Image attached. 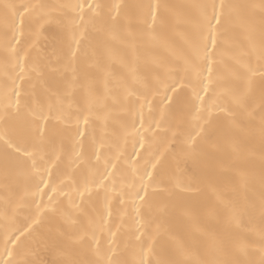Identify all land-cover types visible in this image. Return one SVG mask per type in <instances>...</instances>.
Returning a JSON list of instances; mask_svg holds the SVG:
<instances>
[{"label":"snow or ice","instance_id":"1","mask_svg":"<svg viewBox=\"0 0 264 264\" xmlns=\"http://www.w3.org/2000/svg\"><path fill=\"white\" fill-rule=\"evenodd\" d=\"M3 7L0 59L12 84H4L0 102V215L13 224L16 209L28 197L36 204L34 218L26 217L6 233L9 259L4 264H17L13 252L26 242L30 251L55 258L24 264H264V0H133L110 5L79 0ZM45 25L67 33L55 62L47 66L55 79L52 85L45 81L44 89L56 101L47 109L42 103L22 102L23 87L16 83L31 80L38 71L29 57ZM30 37L34 39L25 47ZM146 45L163 48L173 59L144 58ZM117 50L122 54L117 56ZM61 61L65 69L71 68L70 79L58 67ZM115 63L121 66L118 78ZM73 106L75 131L69 115ZM157 106L159 119L154 115ZM193 111L194 135L190 132L179 145L174 133L170 147L150 151L143 164L137 151L123 171L105 159L101 172L97 152L96 164L89 163L95 171L74 180L66 194L69 207L56 196L43 200L46 189L57 193L58 180L63 191L67 185L61 177L70 175L73 165L81 166L84 153L76 147L83 149V138L95 123L105 128L110 124L114 132L132 137L135 150L137 137L142 149L151 146ZM68 139L70 154L64 148ZM224 144L229 151L224 152ZM109 184L121 205L130 203L137 215L146 213L143 230L137 229L138 258L132 262L114 239L102 245L97 232L105 227L90 218V186L107 191ZM205 191L214 199L201 198ZM42 212L53 227L35 235L33 226L45 218ZM177 214L185 223L172 231L168 225ZM253 225L258 240L251 236Z\"/></svg>","mask_w":264,"mask_h":264},{"label":"bare ground","instance_id":"2","mask_svg":"<svg viewBox=\"0 0 264 264\" xmlns=\"http://www.w3.org/2000/svg\"><path fill=\"white\" fill-rule=\"evenodd\" d=\"M79 0H0V34L3 33V23L2 17L5 13L4 5H20L23 3H46L49 5H60V4H69V3H77ZM91 3H100L105 5H110L112 3L117 2H128L131 3L133 0H89ZM172 3H193L197 2V0H170ZM250 2L258 3L259 0H250ZM10 11V10H9ZM19 23V20H17ZM34 37H30L25 42V47L32 42ZM67 40V33L61 31L59 28L55 26L45 25L43 29H41V34L36 42V46L31 49V55L29 57V61L35 62L38 71L32 73L31 80H25L23 82L17 80V84H22L23 92H27L28 95L25 97L22 92V102L26 99L29 104L42 103L47 109L49 103L55 104V97L49 99L48 95L44 89V82L47 81L49 85L54 84V76L48 70V64L50 62H55L56 54L58 53L60 47L63 42ZM85 45H87V40H85ZM175 46L179 48L180 42L178 40L175 41ZM122 53L117 50L116 55L119 56ZM141 55L144 58L151 57H159L166 60H172L173 57L170 52L164 50L163 48L155 47L152 45H146L145 48L142 49ZM61 72H67L68 78H71V68L68 67L65 69L64 62L61 61L58 65ZM117 73V78L119 77V73L121 71V66L119 63L114 64V69ZM7 83L9 85L12 84L11 79H9L4 72L3 62L0 59V102H2V89L4 84ZM77 97L80 95L79 92L76 93ZM68 104L65 102V108L67 109ZM145 120L147 122L148 118V106H145ZM71 119V129L75 131L76 127V114L75 107L69 112ZM156 119H159V107L154 113ZM176 124L178 127H174L172 130L168 131L166 136L157 137L154 143L145 144V147L142 149L139 143V137L135 139V150H134V141L132 137H125L122 131L118 133L113 131L112 126L109 124L107 128L104 127L102 122H97L93 125L91 129H88L86 137H84L83 149L79 145L76 147V152H80L83 150L84 159L81 162V166L77 168L73 165V168L69 170L71 172L70 175L62 176L64 184L67 185L64 187L63 191H60V181H57V193H53L51 189H46L47 194L43 195V200L46 202L48 200L49 195L56 196L57 202L63 201L64 207H69L68 201L66 198V194L72 190L71 186L73 181L79 182L81 180L82 174L91 175L95 169L89 168V163L95 165L96 164V154L99 152L101 154V160L99 162V170L103 172L104 169V161L105 159L111 160L113 163L118 164L121 171L126 169L128 165L131 163V158L136 156V152L139 151L141 153V164H143L144 158H146L150 151L159 149L164 150L171 146V140L174 133L177 135L176 144L179 145L184 138L192 132L193 128L196 126V114L195 112H191L186 115L182 120H177ZM137 126H139V120L137 119ZM155 127V125H153ZM81 131L85 130V125L81 120L80 123ZM143 131V129H141ZM93 138L95 139V144H93ZM80 139V137H77ZM151 135H149V140L151 141ZM256 146L258 147V141ZM64 148L67 153L72 152V142L70 139L65 140ZM224 152L230 150L228 144L223 145ZM68 157H65L64 162L61 164V171H63L67 165ZM257 168L259 167V161H256ZM150 167V166H149ZM109 168H111V164H109ZM45 178H47V173H45ZM39 176L35 177V181H38ZM35 181H30V183H35ZM119 178L117 179V187H119ZM43 187V185H41ZM91 191V201L92 204L89 206L90 218L97 222V224L103 223L105 227L104 232H97V235L102 238V245L104 247L108 246V242L115 240L116 245H118L121 250L124 252V258L128 259L130 262L134 261L138 258V241L136 240L137 236L141 235L140 231H137L138 228L142 229V225L144 223V215H137L136 211L131 207V204L127 207L121 205L120 199L116 192L112 191L111 184H109V189L106 191L102 187H96L95 185L90 186ZM83 190V188H81ZM89 193H85V198H88ZM107 196V199H106ZM201 198L206 199H214L213 194L209 191H205L201 194ZM41 199V195L37 194L35 197L36 202H39ZM75 199L77 202L81 200V197L78 193H75ZM43 207V205H41ZM3 208V194L0 193V210ZM36 204L32 202L31 197L27 198L26 203H22L20 207L16 209L15 215V223L9 224L4 219L3 216L0 215V264H4V261L9 259L7 252L4 251V240L6 238V233L12 231V229L24 223L26 217H35ZM112 212V215L109 217L108 211ZM42 217H45L43 221L33 227L36 228L35 235H44L48 232V230L53 227L51 220L45 216V213H41ZM85 224L89 223L88 218H82ZM30 222V221H29ZM185 223L183 217L177 214V218L174 222L168 225L169 229L172 231H177V228L180 224ZM258 225V221H257ZM257 225H253V232L251 236L253 239L258 240V236L256 235ZM155 225H152L154 228ZM107 228H110L112 232H116L117 235L115 238L112 237L111 232L107 231ZM151 230V229H149ZM179 234V233H178ZM19 235V233H17ZM15 239V237H13ZM23 239V238H22ZM127 245V249L125 250V246ZM258 246V245H257ZM8 247L11 249L12 245L9 244ZM147 247V245H145ZM55 256L52 253L47 252H39L38 254L29 250V243L26 242L20 248L16 249L13 252V256L11 259L17 261V264H24V262H30L35 259H40L44 261H51Z\"/></svg>","mask_w":264,"mask_h":264}]
</instances>
